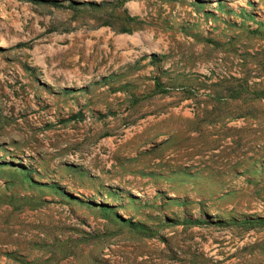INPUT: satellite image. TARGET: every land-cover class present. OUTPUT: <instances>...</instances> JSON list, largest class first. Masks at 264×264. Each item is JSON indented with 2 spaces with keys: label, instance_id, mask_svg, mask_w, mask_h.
Here are the masks:
<instances>
[{
  "label": "rangeland",
  "instance_id": "374dc122",
  "mask_svg": "<svg viewBox=\"0 0 264 264\" xmlns=\"http://www.w3.org/2000/svg\"><path fill=\"white\" fill-rule=\"evenodd\" d=\"M0 264H264V0H0Z\"/></svg>",
  "mask_w": 264,
  "mask_h": 264
}]
</instances>
